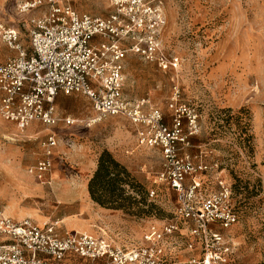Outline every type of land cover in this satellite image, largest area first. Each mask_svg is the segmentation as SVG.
<instances>
[{"label":"rangeland","instance_id":"1","mask_svg":"<svg viewBox=\"0 0 264 264\" xmlns=\"http://www.w3.org/2000/svg\"><path fill=\"white\" fill-rule=\"evenodd\" d=\"M80 13L105 17L109 0H69ZM166 14L163 40L181 59L177 73L156 65L127 61L125 92L130 98L151 100L171 121L169 103L178 87L181 100L198 113L199 134L192 137L191 154L218 169L204 174V193L217 189V178L230 184L239 223L225 236L231 248L226 264H264V0H152ZM19 0H0V23L22 28ZM36 14H32L34 16ZM26 22V21H25ZM27 48V37H23ZM0 40V63L13 56ZM58 111L76 123L25 130L0 117V210L16 220L42 225L53 222L61 233H89L116 245L142 244L151 224L176 216L177 199L164 184L154 182L161 169L157 149L139 147L135 129L120 118L95 117L82 95H60ZM260 120V130L256 126ZM50 136L53 168L47 182L29 169L43 159ZM104 151L110 152L145 190L126 187L137 200L132 209L101 206L89 193L90 179ZM221 174V175H220ZM154 190L155 196H147ZM5 238L0 236V246ZM179 241V240H178ZM177 262V260H176Z\"/></svg>","mask_w":264,"mask_h":264},{"label":"built area","instance_id":"2","mask_svg":"<svg viewBox=\"0 0 264 264\" xmlns=\"http://www.w3.org/2000/svg\"><path fill=\"white\" fill-rule=\"evenodd\" d=\"M109 6V15L97 17L78 12L69 0H19L17 13L30 24L0 23V40L14 54L0 63V117L21 130L34 123L71 126L76 120L59 113L57 98L84 96L96 114L91 125L106 118L126 120L139 147L161 152L154 182L176 195V216L149 225L142 244L128 247L89 233L63 234L53 222L16 221L0 210L5 238L0 264H226L231 248L225 234L239 223V215L222 176L216 190L204 193V174L218 164L188 152L200 132L197 111L181 100L178 87L169 103L170 122L150 99L125 92L131 57L164 73L180 69V57L162 37L165 11L152 0H109ZM56 145L50 136L43 159L29 169L40 181L47 182L52 171Z\"/></svg>","mask_w":264,"mask_h":264},{"label":"trees","instance_id":"3","mask_svg":"<svg viewBox=\"0 0 264 264\" xmlns=\"http://www.w3.org/2000/svg\"><path fill=\"white\" fill-rule=\"evenodd\" d=\"M126 187L138 189L143 195L138 202L146 204L147 197L143 187L110 152L104 151L99 157L97 170L89 181L88 190L91 198L101 206L110 209H132L137 200L127 194ZM149 192L150 190L147 196Z\"/></svg>","mask_w":264,"mask_h":264},{"label":"crops","instance_id":"4","mask_svg":"<svg viewBox=\"0 0 264 264\" xmlns=\"http://www.w3.org/2000/svg\"><path fill=\"white\" fill-rule=\"evenodd\" d=\"M134 58L140 60V59L137 58V57H131V58L129 59V61L134 60ZM129 61H128V62H129ZM128 62L126 63V69H127ZM260 125H261V124H260V120H259L258 118H256V126H257V129H259V130H260Z\"/></svg>","mask_w":264,"mask_h":264}]
</instances>
